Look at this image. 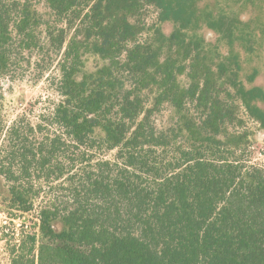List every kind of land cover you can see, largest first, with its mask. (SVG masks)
<instances>
[{"label":"trees","instance_id":"1","mask_svg":"<svg viewBox=\"0 0 264 264\" xmlns=\"http://www.w3.org/2000/svg\"><path fill=\"white\" fill-rule=\"evenodd\" d=\"M260 75L264 0H0L11 264H264ZM22 81L54 99L8 124Z\"/></svg>","mask_w":264,"mask_h":264},{"label":"rangeland","instance_id":"2","mask_svg":"<svg viewBox=\"0 0 264 264\" xmlns=\"http://www.w3.org/2000/svg\"><path fill=\"white\" fill-rule=\"evenodd\" d=\"M4 89L8 124L18 114H26L29 117L37 116L54 99V94L47 89L44 82L31 85L22 81L14 83L9 91L6 86H4ZM257 137L256 143L246 157L248 159L247 163L264 166V134L258 133ZM23 216H25L23 220L26 223L25 226H28V228L24 227L23 223L21 227L19 226L21 220H15L14 223L10 222L5 215L0 213V264H11L13 258H17L19 255L24 256V260L34 257L36 261V251H28V244L23 250L24 253L18 250V247L15 245V238H18V234H15V232H19V237L24 234V237L20 240L22 242L26 239L27 231L29 229L32 230L34 227L35 217L29 213ZM12 248H15V250L12 251Z\"/></svg>","mask_w":264,"mask_h":264},{"label":"flooded vegetation","instance_id":"3","mask_svg":"<svg viewBox=\"0 0 264 264\" xmlns=\"http://www.w3.org/2000/svg\"><path fill=\"white\" fill-rule=\"evenodd\" d=\"M203 34L204 36L207 38V40L211 39L212 38V35L213 33L210 32L208 29H205L203 31ZM256 83H260V84H263L264 85V76L263 75H260L257 80H256Z\"/></svg>","mask_w":264,"mask_h":264},{"label":"built area","instance_id":"4","mask_svg":"<svg viewBox=\"0 0 264 264\" xmlns=\"http://www.w3.org/2000/svg\"><path fill=\"white\" fill-rule=\"evenodd\" d=\"M0 213L3 214V215H5V217H7V215H6L4 212L0 211ZM7 218H8V217H7ZM8 219H9V218H8ZM9 220H10V219H9ZM15 220H21V222H20V224H19L20 227L22 226L21 224L24 223V221H23L24 218L14 219V220H12V222L14 223ZM25 225H26V223H24V227H27V228H28V226H25ZM16 234H17V233H16Z\"/></svg>","mask_w":264,"mask_h":264}]
</instances>
